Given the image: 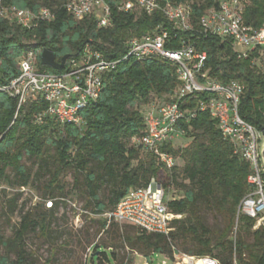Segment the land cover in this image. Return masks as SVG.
I'll list each match as a JSON object with an SVG mask.
<instances>
[{
    "label": "trees",
    "instance_id": "16d2710c",
    "mask_svg": "<svg viewBox=\"0 0 264 264\" xmlns=\"http://www.w3.org/2000/svg\"><path fill=\"white\" fill-rule=\"evenodd\" d=\"M68 1L3 0V5L34 11L48 7L55 18L23 28L0 14L2 83H8L19 73L20 62L30 50L37 53L40 71L62 73L71 59H79L87 47L101 52L107 59H122L131 38L152 32L163 24L171 38L166 43L168 48L177 49L182 46V40L190 41L198 50L207 51L206 69L213 77L224 83L236 80L244 85L239 114L256 130L264 128V67L259 61H253L258 52L239 58V48L230 39L205 34L201 29L202 15L212 7H219L221 0H162L164 6L190 5L192 29L189 31L177 29L162 11L123 12L112 2V25L100 27L93 14L78 20L68 13L65 7ZM242 3L245 22L262 26L264 0H242ZM44 47L55 51L58 60L65 54L72 57L62 70L41 65L40 53ZM181 86L176 64L166 58L123 59L103 76L100 96L81 110L80 125L61 122L47 114L49 102L43 98H32L18 108V97L0 93V184L9 181L25 187L43 178L49 199L67 197L71 191L66 189L64 178L72 171V189L83 186L85 210L103 215L131 188L147 185L157 176L170 186L173 198L168 200L169 207L185 216L174 221L176 229L170 239L134 226V236L125 237L133 250L139 249L148 259L153 253L172 257L176 250L173 241L182 240L190 245L184 248L190 255H210L221 264H264V227L257 226L256 219L239 213L241 200L250 191L249 162L235 152L234 142L223 135L217 119L208 110L198 108L205 94L196 93L180 100L185 116L179 124L184 129L185 142H170L161 147V151L176 157L170 172L164 168L159 155L146 150L140 141L129 145V141L145 134L146 123L139 105L155 96L170 100L176 97ZM192 112L196 115L192 116ZM24 158L31 161L32 167L23 163ZM9 169L14 180L10 179ZM80 174L84 177L82 182L78 179ZM106 186L110 187V194L104 198L101 190ZM178 192L181 196L176 197ZM18 199V195L8 198L11 212ZM202 207L215 210L227 220L216 242L200 215ZM100 223L101 229H105L107 220ZM116 224L112 222L110 226ZM239 224L244 233L252 236L251 241L239 232L229 237ZM50 231L51 223L41 207L28 209L10 237L0 235V244L4 247L0 264H52L50 258L44 262L36 260L35 253L27 246L29 233L48 236ZM100 246H95L87 261L91 257L94 264V256H98L100 264L109 261V252H100ZM108 250L116 258L115 244ZM11 254L15 255L14 260Z\"/></svg>",
    "mask_w": 264,
    "mask_h": 264
},
{
    "label": "built area",
    "instance_id": "2783aa9c",
    "mask_svg": "<svg viewBox=\"0 0 264 264\" xmlns=\"http://www.w3.org/2000/svg\"><path fill=\"white\" fill-rule=\"evenodd\" d=\"M111 2L115 3L113 5L117 10L123 12L154 14L162 11L177 29H192L189 4L164 6L162 0H69L65 7L78 20L93 14L100 27H109L112 25ZM242 12V0H221L219 7H212L202 15L201 29L205 34L230 39L239 48V58H247L258 52L253 61H259L264 67V24L260 27L247 24ZM0 14L23 28L37 25L40 20L51 21L55 18V13L48 7L34 11L3 5V0H0ZM170 40L169 32L163 24H159L152 32L131 38L122 59H107L101 52L87 47L79 59H71L68 68L62 73L40 71L37 67V53L30 50L20 62L19 73L8 83L4 84L0 80V93L6 92L18 97V108L32 98H43L49 102L47 114L61 122L80 125L81 110L100 96L105 73L115 69L123 59L166 58L176 64L182 86L176 97L170 100L155 96L139 105L146 130L137 141L146 150L157 153L164 168L170 172L175 166L176 157L170 152L161 151V147L185 134L179 124L185 116L180 100L196 93L205 94L198 108L208 110L217 119L223 135L234 142L235 152L250 165L251 173L247 179L250 191L241 200L239 213L256 219L257 226L264 227V164L260 155L262 137L261 132L239 114L244 85L236 80L224 83L213 77L206 69L207 51L198 50L186 40H182L180 48H168L166 43ZM240 47L247 49L241 51ZM191 115L196 114L192 112ZM169 189L162 179L153 176L147 185L131 188L112 210L102 216L108 226L112 222L129 223L170 239L176 229L174 221L184 215L175 213L169 207ZM155 254L159 253H153L151 258H147L149 264ZM165 256L174 264H221L210 255L181 254L177 250L172 257ZM131 260L127 257L122 264H130ZM108 263L105 261V264ZM162 263L167 264V261L163 260Z\"/></svg>",
    "mask_w": 264,
    "mask_h": 264
},
{
    "label": "rangeland",
    "instance_id": "374dc122",
    "mask_svg": "<svg viewBox=\"0 0 264 264\" xmlns=\"http://www.w3.org/2000/svg\"><path fill=\"white\" fill-rule=\"evenodd\" d=\"M240 49L245 51L247 48L240 47ZM136 140L129 141V145ZM184 142L185 137L183 136L174 141L175 144ZM23 163L32 167L31 161L27 158L23 159ZM35 170L36 168L33 171ZM9 174L10 179L14 180V174L11 169H9ZM167 175L170 176V173H167ZM83 178V174L78 175V179L81 182ZM73 180L74 174L70 171L66 174L64 181L66 189L70 190L71 193L67 197L58 196L55 199L48 198L44 187L45 179L43 178L35 179L29 186L25 187L11 184L9 181H3L0 184V235L4 238L10 237L14 229L19 225L22 214L28 209L39 205L47 214L51 223V231L48 236L38 232L29 233L27 246L35 253L34 257L36 260L44 262L50 258L52 264H92L91 257L88 261L87 257L93 254L95 246L101 245L99 248L100 252H109L108 264H122L127 257L134 260V264H149L148 259L141 254V251L137 248L138 251L133 250L125 238L128 235L134 236L136 231L134 225L117 223L112 226L106 225L105 229H101L100 222L104 221L105 218L102 215L85 210L83 206L85 202L83 186L72 189ZM109 192V186L103 187L101 190L102 197L106 198L110 194ZM13 195H18L19 199L14 212H11L7 206V200ZM167 195L170 199L173 198V194L168 192ZM175 196H181V193L178 192ZM200 215L205 225L212 231L213 239L216 242L226 226V218L207 207L201 208ZM238 232L242 233L249 241L252 240V236L249 233H244L240 224L234 227L229 237H235ZM114 244L116 258L108 250ZM173 246L181 254H187L184 252V248L190 247V245L183 243L182 240H174ZM2 253H4V247L0 244V255ZM14 259L15 255L11 254V260ZM132 260L130 264H133ZM163 260H166L167 264H174L165 255L160 254L153 255L151 264H163ZM94 264H100L98 256H94Z\"/></svg>",
    "mask_w": 264,
    "mask_h": 264
},
{
    "label": "water",
    "instance_id": "95a60500",
    "mask_svg": "<svg viewBox=\"0 0 264 264\" xmlns=\"http://www.w3.org/2000/svg\"><path fill=\"white\" fill-rule=\"evenodd\" d=\"M72 57V54H65L61 57L60 60L57 58L55 51L50 48L44 47L40 53V63L44 66H50L56 70H62L66 66L67 60ZM261 132V151L260 155L264 164V128ZM98 254V253H96Z\"/></svg>",
    "mask_w": 264,
    "mask_h": 264
}]
</instances>
